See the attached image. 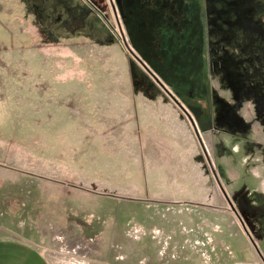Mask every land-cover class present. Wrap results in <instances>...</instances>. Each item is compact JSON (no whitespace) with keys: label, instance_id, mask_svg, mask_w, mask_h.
I'll return each instance as SVG.
<instances>
[{"label":"rangeland","instance_id":"obj_1","mask_svg":"<svg viewBox=\"0 0 264 264\" xmlns=\"http://www.w3.org/2000/svg\"><path fill=\"white\" fill-rule=\"evenodd\" d=\"M157 88L198 133L173 177L130 129ZM1 238L48 264H264V0H0Z\"/></svg>","mask_w":264,"mask_h":264},{"label":"crops","instance_id":"obj_2","mask_svg":"<svg viewBox=\"0 0 264 264\" xmlns=\"http://www.w3.org/2000/svg\"><path fill=\"white\" fill-rule=\"evenodd\" d=\"M130 30L132 32L142 30L143 35L154 31L150 29L148 25L145 27H129L128 31ZM139 35L140 33H138V36ZM138 36L137 38H133V41L134 39L140 41L138 40ZM144 39L145 38H143V40ZM146 39H148V37ZM139 64L141 65V63ZM141 67L143 66L141 65ZM144 71L150 78H152V80H154L149 72L145 69ZM154 82L163 92L167 95L170 94L168 90V92L165 90V87L164 89L155 80ZM150 84L153 85L151 82ZM157 90L158 88L149 91V95L152 96L150 104L147 101L142 102L135 98L136 101L132 111L133 117L130 121V129L134 130V134L136 132L135 136L140 139L143 146L144 159L150 162L147 165L148 167L146 166V170L148 168H159V166L164 165L167 169L171 168L172 165L174 166V169L187 168L188 165H186V162L193 160V156L197 154L195 151L194 139H197L198 137L195 135L192 123L190 122V118L185 112V109L183 107L184 110L179 108L176 103H169L170 100L164 94L156 92ZM138 92H140V89L136 87L134 89V94L137 95ZM176 162H178V165ZM174 175L175 173L171 168L168 177H173ZM0 264H48V262L41 252L34 246L19 240L1 238Z\"/></svg>","mask_w":264,"mask_h":264},{"label":"water","instance_id":"obj_3","mask_svg":"<svg viewBox=\"0 0 264 264\" xmlns=\"http://www.w3.org/2000/svg\"><path fill=\"white\" fill-rule=\"evenodd\" d=\"M123 38V37H122ZM123 41H124V45H125V47L129 50V52L130 53H132L134 56H135V59L139 62V63H141V65L144 67V69L147 71V72H149V74H151L152 75V77L154 78V80L160 85V86H162L163 88H164V86H163V84L156 78V76H154V74L145 66V64L130 50V48L128 47V45L126 44V40L123 38ZM165 89V88H164ZM166 90V89H165ZM167 91V90H166ZM168 92V91H167ZM174 101H175V103L177 104V106L179 107V108H181V109H183L182 108V106L175 100V99H173ZM184 110V109H183ZM186 112V111H185ZM198 134V133H197ZM196 134V136L198 137V135ZM232 209H233V207H232ZM234 210V209H233Z\"/></svg>","mask_w":264,"mask_h":264},{"label":"built area","instance_id":"obj_4","mask_svg":"<svg viewBox=\"0 0 264 264\" xmlns=\"http://www.w3.org/2000/svg\"><path fill=\"white\" fill-rule=\"evenodd\" d=\"M65 264H90V262L80 256H72L71 258L67 259Z\"/></svg>","mask_w":264,"mask_h":264},{"label":"flooded vegetation","instance_id":"obj_5","mask_svg":"<svg viewBox=\"0 0 264 264\" xmlns=\"http://www.w3.org/2000/svg\"><path fill=\"white\" fill-rule=\"evenodd\" d=\"M205 93H206V91H205ZM208 108H209V105H208ZM208 111H209V117L211 118L210 127H211V129H213V128H215V120H214V118H212V112H211V115H210V108L208 109ZM206 160H207V158H206ZM207 162H208V160H207ZM245 232L248 234L246 229H245Z\"/></svg>","mask_w":264,"mask_h":264}]
</instances>
